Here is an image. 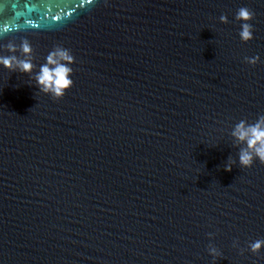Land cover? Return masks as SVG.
I'll list each match as a JSON object with an SVG mask.
<instances>
[{"label":"water","instance_id":"1","mask_svg":"<svg viewBox=\"0 0 264 264\" xmlns=\"http://www.w3.org/2000/svg\"><path fill=\"white\" fill-rule=\"evenodd\" d=\"M6 55L35 68L0 66V264H264V162L232 135L264 117V0H0Z\"/></svg>","mask_w":264,"mask_h":264},{"label":"clouds","instance_id":"2","mask_svg":"<svg viewBox=\"0 0 264 264\" xmlns=\"http://www.w3.org/2000/svg\"><path fill=\"white\" fill-rule=\"evenodd\" d=\"M253 17L254 13L246 7L239 8L235 14L234 19L240 23L238 35L244 42L253 39V26L250 23ZM221 21L226 22L227 17L222 16ZM9 51L15 52V46L9 45ZM19 51L24 56L31 55V44L27 39L22 41ZM72 63H74V58L66 48H56L50 51L35 73L36 85L56 100L63 98L66 91L73 86L72 68L70 67ZM0 66L29 74L35 68L31 60L20 59L16 55L0 56ZM232 135L236 140L247 145L245 149H241L239 154L241 166L251 167L254 158L264 162V117L258 119L255 124H246L241 121L234 127ZM225 170L230 171L231 166L225 165ZM262 248H264V240L260 239L252 241L249 245V251L252 253H258Z\"/></svg>","mask_w":264,"mask_h":264}]
</instances>
